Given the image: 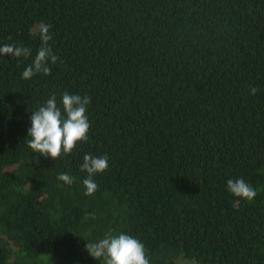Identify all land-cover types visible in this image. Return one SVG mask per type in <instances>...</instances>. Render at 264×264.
Segmentation results:
<instances>
[{"label":"trees","instance_id":"trees-1","mask_svg":"<svg viewBox=\"0 0 264 264\" xmlns=\"http://www.w3.org/2000/svg\"><path fill=\"white\" fill-rule=\"evenodd\" d=\"M44 25L58 60L24 79ZM5 44L32 54L0 55V264H104L85 245L109 232L149 264H264V0H0ZM64 92L90 128L53 160L28 129ZM85 154L108 157L91 195Z\"/></svg>","mask_w":264,"mask_h":264},{"label":"clouds","instance_id":"clouds-1","mask_svg":"<svg viewBox=\"0 0 264 264\" xmlns=\"http://www.w3.org/2000/svg\"><path fill=\"white\" fill-rule=\"evenodd\" d=\"M50 25H44L40 29L41 46L32 63L22 73L24 79H30L37 73L49 75L51 69L48 66L50 60L55 64L58 57L53 53L49 45L52 36L49 32ZM31 49L24 46L5 44L0 47V55L15 57L31 56ZM256 88L250 89V94L255 95ZM62 109L57 106L56 95H52L43 106L32 112L31 127L28 129V147L34 153L56 160L61 153L70 154L78 142L88 140L90 123L86 115L87 106L91 97L69 94L64 92L61 97ZM81 171L88 173V178L83 180L86 188L85 195H91L97 190V184L92 179L93 174L103 172L108 167V157H94L91 154L83 156ZM58 180L71 184L73 179L67 173H61ZM227 190L235 197L252 200L256 196V190L243 178L227 180ZM85 250L95 260L103 258L104 264H149L146 258L143 243L128 234L113 235L106 233L104 238L96 242H87Z\"/></svg>","mask_w":264,"mask_h":264},{"label":"rangeland","instance_id":"rangeland-1","mask_svg":"<svg viewBox=\"0 0 264 264\" xmlns=\"http://www.w3.org/2000/svg\"><path fill=\"white\" fill-rule=\"evenodd\" d=\"M175 264H192L190 261H187L181 257L175 259Z\"/></svg>","mask_w":264,"mask_h":264}]
</instances>
